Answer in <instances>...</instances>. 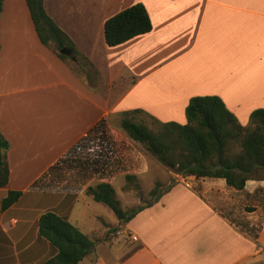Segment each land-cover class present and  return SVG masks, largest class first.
<instances>
[{
  "label": "crops",
  "instance_id": "0c3cea01",
  "mask_svg": "<svg viewBox=\"0 0 264 264\" xmlns=\"http://www.w3.org/2000/svg\"><path fill=\"white\" fill-rule=\"evenodd\" d=\"M2 2L0 132L9 178L0 187V264L56 254L38 235L46 211L98 240L76 264H264V179L234 189L222 178L179 181L165 172L155 181L158 196L144 202L126 175L141 186L164 163L120 127L123 119L149 121L158 134L162 124H185L189 99L203 95L219 96L247 124L264 108V0H43L92 62L85 79L40 42L26 0ZM136 3L146 7L151 30L108 46L104 22ZM168 139L173 156L175 134ZM103 182L133 213L125 223L86 195ZM9 190L22 195L1 210ZM98 224L102 234L92 238Z\"/></svg>",
  "mask_w": 264,
  "mask_h": 264
},
{
  "label": "trees",
  "instance_id": "16d2710c",
  "mask_svg": "<svg viewBox=\"0 0 264 264\" xmlns=\"http://www.w3.org/2000/svg\"><path fill=\"white\" fill-rule=\"evenodd\" d=\"M26 5L36 34L44 46L65 61L68 56L60 53V49L71 48L72 56L76 59L70 68L75 72L85 66L94 68L89 58L76 48L70 37L47 14L43 0H26ZM2 9L3 2L0 0V13ZM151 28L146 7L136 3L108 18L103 31L106 44L112 47L147 33ZM185 116V124H162L158 134H154L146 125L129 119L121 120L120 127L131 139L143 142L162 163L173 164L172 168L184 176L222 178L234 189H242L248 179H264V108L254 109L248 123L243 125L219 96L203 95L189 99ZM171 134H175L174 143L180 151L176 160L170 154L173 140H169L168 136ZM8 147V141L0 132V187L8 183ZM126 178L133 180L136 177L126 175ZM160 186V183H156L150 195L158 196ZM21 195L20 190H9L1 201V210L16 203ZM86 195L108 206L119 224L133 216L132 212L121 207L110 183L91 185L86 189ZM37 225L39 237L46 239L56 249L53 257L38 264H76L94 250L98 241L89 238L67 218L54 211L41 214Z\"/></svg>",
  "mask_w": 264,
  "mask_h": 264
},
{
  "label": "rangeland",
  "instance_id": "374dc122",
  "mask_svg": "<svg viewBox=\"0 0 264 264\" xmlns=\"http://www.w3.org/2000/svg\"><path fill=\"white\" fill-rule=\"evenodd\" d=\"M71 56H68V59L66 60V62L68 63V65L70 66H73L72 65V60L70 58ZM76 68V67H75ZM77 69V68H76ZM94 69V68H93ZM92 69H90L89 67L85 66L83 69L82 68H79L78 71L76 70V73L81 76L82 78H86V76H89L90 75H93V72L91 71ZM93 80V78L91 79ZM93 85H96V82H93ZM145 124L149 127V128H152V125L149 123V121L145 122ZM156 127L153 128V130H155ZM156 131V130H155ZM125 132V131H124ZM180 154V151H179V146L176 144L175 146V149L173 151V158L174 159H178V155ZM164 167V170L162 171H158L156 172V167H155V170H150V172L147 174V178L145 180L142 181V179L140 178V181L143 182L140 186V184H138V182L136 180H130V189L133 190L134 193H137V194H144V199L143 201L144 202H148V201H151L153 199V195H150V193L148 192L149 190H151L156 182L157 179L158 180H161V181H165L166 179V173L165 172H168V178L171 179V178H174V179H177L179 181H182V180H187V179H191L193 178L192 175H188V176H184L183 174L179 173V172H176L173 168H170L169 165H166L164 164L163 165ZM136 179V178H135ZM175 181V180H174ZM154 183V185H153ZM136 185L138 187H136ZM162 188V187H161ZM140 192V193H139ZM103 206L102 208V214L104 215V218L102 219V223L103 222H108L109 221V218L111 219V217L108 215V207H106L105 205L103 204H99V206ZM106 210H105V209ZM107 211V212H106ZM109 217V218H108ZM115 220V216H113V222ZM91 224L93 223V220H90ZM104 225V224H103ZM83 229H86L85 227ZM102 224H98L97 225V229H96V232L97 234L92 236V238H95V237H98V235H101L102 234Z\"/></svg>",
  "mask_w": 264,
  "mask_h": 264
},
{
  "label": "water",
  "instance_id": "95a60500",
  "mask_svg": "<svg viewBox=\"0 0 264 264\" xmlns=\"http://www.w3.org/2000/svg\"><path fill=\"white\" fill-rule=\"evenodd\" d=\"M60 53L66 55V56H72V49L68 47H63L60 49ZM72 59L75 60L76 57L72 56Z\"/></svg>",
  "mask_w": 264,
  "mask_h": 264
}]
</instances>
